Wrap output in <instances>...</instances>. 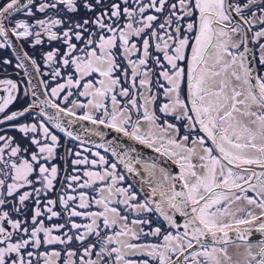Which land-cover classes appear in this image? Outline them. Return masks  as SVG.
<instances>
[{
	"label": "snow or ice",
	"instance_id": "6c2138e0",
	"mask_svg": "<svg viewBox=\"0 0 264 264\" xmlns=\"http://www.w3.org/2000/svg\"><path fill=\"white\" fill-rule=\"evenodd\" d=\"M13 38L0 264H264V0H0Z\"/></svg>",
	"mask_w": 264,
	"mask_h": 264
},
{
	"label": "flooded vegetation",
	"instance_id": "af4514ba",
	"mask_svg": "<svg viewBox=\"0 0 264 264\" xmlns=\"http://www.w3.org/2000/svg\"><path fill=\"white\" fill-rule=\"evenodd\" d=\"M19 18H24L22 15L17 17ZM21 45L23 44V47L26 51H28L29 55L35 56L37 59L39 58L38 54L39 51L42 50L39 48L37 49H31L29 48V46L27 44H25L23 41H20ZM49 45H45L44 48H48ZM3 58H8L11 59L13 61L12 65H8V66H4L2 64H0V79H12V80H17V81H22L23 78V71L22 70H18L14 68V65L16 63V60L14 59L13 55L11 54L10 50H0V59ZM0 94H3L2 92H0ZM17 107L19 106L18 104L16 105ZM15 135L16 133H10ZM61 141L62 143L64 142V138L61 136ZM61 155H63V152L61 151ZM70 172V171H69Z\"/></svg>",
	"mask_w": 264,
	"mask_h": 264
},
{
	"label": "water",
	"instance_id": "95a60500",
	"mask_svg": "<svg viewBox=\"0 0 264 264\" xmlns=\"http://www.w3.org/2000/svg\"><path fill=\"white\" fill-rule=\"evenodd\" d=\"M13 42H14V47H15L16 51L13 52V51H11V49H9V50H10L11 54L13 55L14 59L16 60V56H17V55H21L22 52L25 51V49H24V47L21 48V43H20V41H16L15 38H13ZM16 62H17V61H16ZM23 78H24V76H23ZM61 135H62V134H61ZM141 154L144 155L146 158L149 157V156L154 155V154L151 153V150H147V149H143V148H141ZM258 238H259V236H258V234H256V235L253 237V240H256V239H258Z\"/></svg>",
	"mask_w": 264,
	"mask_h": 264
},
{
	"label": "rangeland",
	"instance_id": "374dc122",
	"mask_svg": "<svg viewBox=\"0 0 264 264\" xmlns=\"http://www.w3.org/2000/svg\"><path fill=\"white\" fill-rule=\"evenodd\" d=\"M69 171H71V169L69 168Z\"/></svg>",
	"mask_w": 264,
	"mask_h": 264
}]
</instances>
